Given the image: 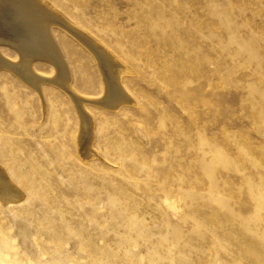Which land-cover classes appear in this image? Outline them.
Listing matches in <instances>:
<instances>
[{
    "label": "rangeland",
    "instance_id": "1",
    "mask_svg": "<svg viewBox=\"0 0 264 264\" xmlns=\"http://www.w3.org/2000/svg\"><path fill=\"white\" fill-rule=\"evenodd\" d=\"M46 1L127 65L137 103L86 104L84 157L70 97L0 68V166L24 194L0 201V264H264V0ZM54 37L101 98L94 54Z\"/></svg>",
    "mask_w": 264,
    "mask_h": 264
},
{
    "label": "bare ground",
    "instance_id": "2",
    "mask_svg": "<svg viewBox=\"0 0 264 264\" xmlns=\"http://www.w3.org/2000/svg\"><path fill=\"white\" fill-rule=\"evenodd\" d=\"M55 28L74 37L73 39L81 42L90 53L94 54L93 57H96L104 84L101 98L94 100L81 96L72 86L73 73L62 47L54 37ZM0 44L11 45L21 56L20 63L15 65L0 56V68L5 67L16 73L25 84L33 87L39 94L42 93V83L50 82L70 97L81 118L78 140L80 153L84 157L92 151V143L95 139L94 122L86 111V104L115 111L123 106L137 103L122 80L123 75L128 73L130 75L127 65L102 46V43H98L67 21L63 14L46 0H0ZM36 60H45L53 66L55 71L53 80L45 81L35 74L32 65ZM23 196L8 172L0 166V201L3 204L17 203ZM168 206L175 208L174 203ZM18 222L27 225L25 221ZM0 231L4 232L2 228Z\"/></svg>",
    "mask_w": 264,
    "mask_h": 264
}]
</instances>
